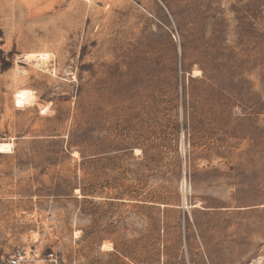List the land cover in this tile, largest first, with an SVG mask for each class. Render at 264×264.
<instances>
[{"label": "rangeland", "instance_id": "rangeland-1", "mask_svg": "<svg viewBox=\"0 0 264 264\" xmlns=\"http://www.w3.org/2000/svg\"><path fill=\"white\" fill-rule=\"evenodd\" d=\"M2 143L0 257L264 264V0H0Z\"/></svg>", "mask_w": 264, "mask_h": 264}, {"label": "built area", "instance_id": "built-area-1", "mask_svg": "<svg viewBox=\"0 0 264 264\" xmlns=\"http://www.w3.org/2000/svg\"><path fill=\"white\" fill-rule=\"evenodd\" d=\"M47 259L50 262L57 263V257L54 253H50L47 255ZM28 258L26 256V252L17 251L16 253L9 255L7 257H0V264H26Z\"/></svg>", "mask_w": 264, "mask_h": 264}, {"label": "bare ground", "instance_id": "bare-ground-1", "mask_svg": "<svg viewBox=\"0 0 264 264\" xmlns=\"http://www.w3.org/2000/svg\"><path fill=\"white\" fill-rule=\"evenodd\" d=\"M12 144L11 143H2L1 146H0L1 152H4L5 149H8V150L11 149L12 148Z\"/></svg>", "mask_w": 264, "mask_h": 264}]
</instances>
